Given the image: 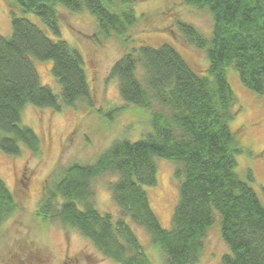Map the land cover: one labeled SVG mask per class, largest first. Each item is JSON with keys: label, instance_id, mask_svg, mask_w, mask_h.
Instances as JSON below:
<instances>
[{"label": "trees", "instance_id": "1", "mask_svg": "<svg viewBox=\"0 0 264 264\" xmlns=\"http://www.w3.org/2000/svg\"><path fill=\"white\" fill-rule=\"evenodd\" d=\"M11 33L0 34V149L18 155L22 145L40 151V137L21 124L27 104L59 110L94 99L80 50L60 38L57 5L95 16L93 35L120 36L136 23L134 0H5ZM212 17L209 37L177 19L185 41L205 51L207 73L199 74L171 45L132 46L110 67L125 102L151 110V131L130 141L114 140L97 159L73 163L44 186L37 214L76 228L104 256L118 264H152L128 220L143 227L165 264H195L207 229L219 214L220 236L228 251L222 264H264V204L235 171L242 147L230 130L236 97L227 81L233 66L242 84L264 94V0H183ZM42 19L54 39L24 15ZM35 60H50L59 94L40 82ZM155 157L174 161L177 201L169 228L152 210L143 185L156 183ZM116 176L108 189L119 215L100 212L92 181ZM16 208L12 191L0 177V224ZM65 264H76L65 262Z\"/></svg>", "mask_w": 264, "mask_h": 264}, {"label": "rangeland", "instance_id": "2", "mask_svg": "<svg viewBox=\"0 0 264 264\" xmlns=\"http://www.w3.org/2000/svg\"><path fill=\"white\" fill-rule=\"evenodd\" d=\"M136 23L120 36L99 35L94 15L87 10L70 11L57 5L60 38L80 50L85 72L93 95V107L84 102L49 107L24 106L21 124L30 126L40 137V151L32 154L22 145L18 155L5 154L0 149V177L12 191L15 210L0 224V264H118L101 254L92 242L71 226L60 221H43L37 214L44 186L50 179L73 163L94 162L114 140L135 141L151 131V110L125 102L118 84L109 77L113 62L132 46H158L167 43L175 48L199 74L207 73L205 51L188 44L176 26L180 19L193 24L206 37L211 35L212 17L205 8L186 4L183 0H134ZM54 36L42 19L31 12L15 10ZM11 33L10 14L5 0H0V34ZM40 82L59 94V84L51 73V61L35 60ZM227 81L236 97L234 116L229 127L242 152L236 154L235 171L247 181L264 204V94L255 93L240 81L233 66L226 68ZM156 183L143 185L150 206L160 224L169 228L177 201L178 179L174 176V161L155 157ZM103 173L92 181L95 206L119 215L111 198L109 182L115 179ZM130 227L138 237L152 264H165L160 249L151 242L148 232L138 225ZM228 251L220 236L219 214L207 229L203 248L195 264H222L221 255Z\"/></svg>", "mask_w": 264, "mask_h": 264}]
</instances>
